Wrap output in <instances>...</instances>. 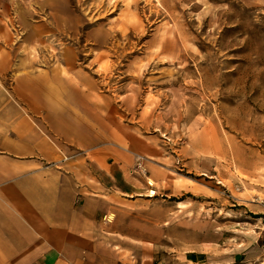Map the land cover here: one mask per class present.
<instances>
[{
    "label": "rangeland",
    "instance_id": "rangeland-1",
    "mask_svg": "<svg viewBox=\"0 0 264 264\" xmlns=\"http://www.w3.org/2000/svg\"><path fill=\"white\" fill-rule=\"evenodd\" d=\"M0 46L38 65L71 48L132 128L159 141L176 176L198 185L126 214L134 231L148 218L155 258L183 264L185 250L161 247L193 239L190 220L264 200L219 183L264 177V0H0ZM148 160L136 154L135 170L146 175Z\"/></svg>",
    "mask_w": 264,
    "mask_h": 264
},
{
    "label": "crops",
    "instance_id": "crops-1",
    "mask_svg": "<svg viewBox=\"0 0 264 264\" xmlns=\"http://www.w3.org/2000/svg\"><path fill=\"white\" fill-rule=\"evenodd\" d=\"M64 52L38 65L0 46V264H166L150 246L148 218L134 231L126 214L199 187L176 176L159 141L132 128L125 104ZM136 154L149 158L146 175ZM219 181L264 195V177ZM249 197L190 220L193 239L159 248L185 250L183 264H264L262 206ZM159 225L151 229L165 235Z\"/></svg>",
    "mask_w": 264,
    "mask_h": 264
},
{
    "label": "built area",
    "instance_id": "built-area-1",
    "mask_svg": "<svg viewBox=\"0 0 264 264\" xmlns=\"http://www.w3.org/2000/svg\"><path fill=\"white\" fill-rule=\"evenodd\" d=\"M138 166H139L140 168H142V163L139 162V163H138ZM219 183H221V182L219 181ZM221 184H222V183H221ZM222 185H223V184H222ZM256 201H257L258 204H260V205L262 206V212H263V216H264V200H263V199H260V198H257Z\"/></svg>",
    "mask_w": 264,
    "mask_h": 264
}]
</instances>
